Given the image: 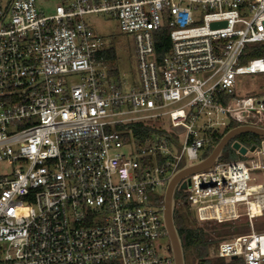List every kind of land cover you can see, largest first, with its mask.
Segmentation results:
<instances>
[{
	"label": "built area",
	"instance_id": "obj_1",
	"mask_svg": "<svg viewBox=\"0 0 264 264\" xmlns=\"http://www.w3.org/2000/svg\"><path fill=\"white\" fill-rule=\"evenodd\" d=\"M105 15L134 43L130 85L107 55L118 37L89 18ZM257 43L264 0H0V264H175L170 177L232 123L264 127V93L236 92L264 73V57L244 59ZM188 179L200 222L249 220L215 257L263 264L264 140Z\"/></svg>",
	"mask_w": 264,
	"mask_h": 264
},
{
	"label": "trees",
	"instance_id": "obj_2",
	"mask_svg": "<svg viewBox=\"0 0 264 264\" xmlns=\"http://www.w3.org/2000/svg\"><path fill=\"white\" fill-rule=\"evenodd\" d=\"M169 39L157 41V50L159 53L167 52L169 47ZM248 53L244 59H251L257 57H264V43L251 44L246 48ZM109 58L117 59V45L110 49L107 53ZM262 93L251 92L250 95H259ZM236 124L232 123L230 127L222 133L214 134L212 136V145L207 147L203 157H207L214 146L219 142L222 136ZM133 129V138L138 142H142L143 138L147 136L151 128L142 123H137L131 126ZM263 137L252 133L241 134L235 137L234 141L240 142L243 146L252 147L260 145ZM243 159V156L238 154L232 148V142L229 143L223 151L221 161H234ZM176 199H182L185 203L183 210L175 209V223L180 234L182 244L185 252L186 264H243L238 259L230 261H221L218 259L209 258V247L212 243H218L224 240H230L233 237L250 232V224L247 217L245 223H240L241 218L235 221L226 222H200L195 212L186 204V196L182 190H178L175 195ZM264 231V227L259 228V232ZM103 264H115L114 262H105ZM264 264V263H263Z\"/></svg>",
	"mask_w": 264,
	"mask_h": 264
},
{
	"label": "water",
	"instance_id": "obj_3",
	"mask_svg": "<svg viewBox=\"0 0 264 264\" xmlns=\"http://www.w3.org/2000/svg\"><path fill=\"white\" fill-rule=\"evenodd\" d=\"M252 133L264 138V127L252 125H238L229 129L214 146L211 153L195 163H186L178 169L169 179L164 194L163 221L168 235L170 251L175 264H186L184 247L180 234L175 223L176 192L184 190L190 184L189 176L198 172H209L213 170L221 160L226 146L232 142V148L241 155H246L248 147L240 142L234 141L235 137L241 134ZM256 146H252L250 151H254ZM235 258V257H234Z\"/></svg>",
	"mask_w": 264,
	"mask_h": 264
},
{
	"label": "rangeland",
	"instance_id": "obj_4",
	"mask_svg": "<svg viewBox=\"0 0 264 264\" xmlns=\"http://www.w3.org/2000/svg\"><path fill=\"white\" fill-rule=\"evenodd\" d=\"M60 0H38V8L45 11H51L52 8ZM95 25L96 32L105 37L106 39H111L114 36H117L119 43L117 44V63L115 64L119 69L121 78L127 79L129 85L137 77V70L135 64V55H134V43L133 41L124 36L119 30L118 23L115 19H111L109 16L103 17H89ZM236 92L238 95L247 96L251 92L255 93H264V73L257 74H244L237 77V86ZM126 155H130V148L128 146L122 149ZM182 199H176V209L183 210L185 208V203ZM246 218L242 217L240 223H245ZM254 227L256 231H259V228L264 227V215L253 219ZM250 231H251V227ZM166 241V240H165ZM164 241V242H165ZM219 243V242H218ZM216 243H212L209 247V258L217 259L215 257V248ZM221 261L227 262V259H218ZM196 264V263H193Z\"/></svg>",
	"mask_w": 264,
	"mask_h": 264
}]
</instances>
